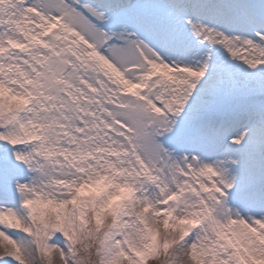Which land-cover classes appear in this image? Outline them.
<instances>
[{"label": "snow or ice", "instance_id": "obj_1", "mask_svg": "<svg viewBox=\"0 0 264 264\" xmlns=\"http://www.w3.org/2000/svg\"><path fill=\"white\" fill-rule=\"evenodd\" d=\"M150 262L264 264V0H0V264Z\"/></svg>", "mask_w": 264, "mask_h": 264}, {"label": "rangeland", "instance_id": "obj_2", "mask_svg": "<svg viewBox=\"0 0 264 264\" xmlns=\"http://www.w3.org/2000/svg\"><path fill=\"white\" fill-rule=\"evenodd\" d=\"M161 259H163L164 257H163V255H161V257H160ZM150 264H152V262H150Z\"/></svg>", "mask_w": 264, "mask_h": 264}]
</instances>
